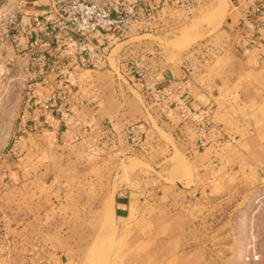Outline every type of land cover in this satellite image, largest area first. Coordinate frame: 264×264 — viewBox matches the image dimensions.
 <instances>
[{
    "label": "rangeland",
    "instance_id": "374dc122",
    "mask_svg": "<svg viewBox=\"0 0 264 264\" xmlns=\"http://www.w3.org/2000/svg\"><path fill=\"white\" fill-rule=\"evenodd\" d=\"M226 2L225 12L220 0H198L190 12L164 9L150 25L123 33L111 66L94 78L108 115L119 110L117 118L141 130L138 144L122 131L109 138L98 129L91 143L78 138L44 150L50 188L0 191L13 256L40 248L65 264H264V48L242 72L216 73ZM6 52L0 43V175L24 109L23 71ZM200 58L214 64L207 76L221 80L208 145L198 147L191 127L172 133L155 120L150 129L133 122L141 101L133 80ZM139 67L145 79L135 74ZM123 190L133 199L117 216L115 196ZM102 238L106 244L97 247Z\"/></svg>",
    "mask_w": 264,
    "mask_h": 264
},
{
    "label": "crops",
    "instance_id": "0c3cea01",
    "mask_svg": "<svg viewBox=\"0 0 264 264\" xmlns=\"http://www.w3.org/2000/svg\"><path fill=\"white\" fill-rule=\"evenodd\" d=\"M178 1L169 0L168 12L181 10ZM2 3L3 0H0V5ZM257 7L262 8L261 14L256 12ZM51 13L50 0H26L21 8L16 28L24 30L25 35L2 43L7 49L6 60L12 61L19 70L23 71L24 51L28 47L31 29ZM167 14L170 15V12ZM223 31L226 39L219 50L222 61L214 69L216 73L221 70V75L233 69L238 74L249 60L258 61L263 52L264 0H231ZM124 36L110 29H100L92 33L84 45H79L69 33L56 42L42 43L41 49L57 57L62 66L58 73H49L33 84V104L21 114L15 142L10 144L11 151L6 154V170L0 175V191L30 186L39 189L40 185L50 188L52 177L44 173V165L50 158L46 160L43 157L44 150L50 152L56 149L57 144H66L78 138H85L84 142H87L93 133L97 134L98 129L103 134L105 127L117 132L128 122L117 118L119 110L108 115L102 108V83L94 78V74L111 66V51ZM95 50H99L101 56L91 62L87 53ZM209 63L214 66L213 62L201 58L195 63L173 62L162 73L158 72L155 78H146L143 82L133 80L131 86L141 97L139 112L135 116L137 121L133 122L150 129L155 120L158 126L172 133L177 129L185 132L191 127L196 139L206 129L205 132H209L213 126L211 116L217 97L214 87L221 81L218 76H207ZM63 94L74 105L69 117L62 109ZM201 123L206 126L204 131L199 129ZM212 135H207L208 140ZM93 145L97 150L103 149L100 145L101 148L95 143ZM186 146L190 147L189 144ZM133 193L129 190L117 193L114 201L117 216L129 212ZM4 229L0 223V264H65L64 259L40 248L13 256L9 252Z\"/></svg>",
    "mask_w": 264,
    "mask_h": 264
},
{
    "label": "built area",
    "instance_id": "2783aa9c",
    "mask_svg": "<svg viewBox=\"0 0 264 264\" xmlns=\"http://www.w3.org/2000/svg\"><path fill=\"white\" fill-rule=\"evenodd\" d=\"M52 13L44 18L42 23L33 26L30 31L28 47L25 49L23 68L24 81V109L33 104V84L49 73H58L62 64L54 56L46 54L41 45L45 41H58L63 35L69 33L76 38L79 45H84L92 33L100 29H110L116 33H125L134 24L150 25L159 19L162 11L169 6V0H122L115 3H100L93 0H50ZM198 0H179L181 9L190 12ZM26 0H3L0 5V43L25 35L24 30L16 28L19 13ZM256 12L261 14L262 8L257 7ZM101 56L99 50L88 51L87 57L91 62ZM140 79L146 74L141 67L136 71ZM66 86V85H65ZM62 109L66 117L72 113L74 105L69 97L63 94ZM77 106V104H76ZM206 126L201 123L200 130ZM119 131L126 134L128 141L134 146L138 144L141 130L129 123L123 124ZM207 131V129L205 130ZM198 135L196 143L199 148L208 145L209 140L205 132ZM207 133V134H206ZM206 134V135H205ZM103 135L113 137L115 132L110 127L103 129Z\"/></svg>",
    "mask_w": 264,
    "mask_h": 264
},
{
    "label": "bare ground",
    "instance_id": "6f19581e",
    "mask_svg": "<svg viewBox=\"0 0 264 264\" xmlns=\"http://www.w3.org/2000/svg\"><path fill=\"white\" fill-rule=\"evenodd\" d=\"M226 5H227V2H226V0H220V6H221V11L222 12H225V7H226ZM191 35V34H190ZM132 161V160H131ZM106 244V242L104 241V239L102 238V239H99L98 240V242H97V247H100V246H103V245H105ZM94 253V252H93ZM108 253V252H107ZM109 254V253H108ZM92 255H96V254H92ZM93 258L95 257V256H92ZM92 259V258H91ZM93 260V259H92ZM88 262H89V259H88ZM89 264H90V262H89Z\"/></svg>",
    "mask_w": 264,
    "mask_h": 264
}]
</instances>
